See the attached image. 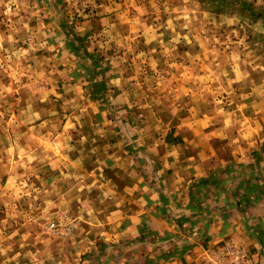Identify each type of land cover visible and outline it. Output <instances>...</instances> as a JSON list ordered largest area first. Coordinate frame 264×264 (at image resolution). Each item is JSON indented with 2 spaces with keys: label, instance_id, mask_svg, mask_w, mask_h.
<instances>
[{
  "label": "rangeland",
  "instance_id": "1",
  "mask_svg": "<svg viewBox=\"0 0 264 264\" xmlns=\"http://www.w3.org/2000/svg\"><path fill=\"white\" fill-rule=\"evenodd\" d=\"M257 48L264 57V0H0V228L23 230L18 261L155 264L175 254L154 234L137 245L101 236L74 262L72 232L89 226L81 217H109L120 196L109 188L127 180L106 155L110 135L99 123L176 130L195 115L221 113ZM127 89L134 106L116 114L112 101ZM67 119L82 123L70 129L69 150L56 139ZM93 133L105 138L89 140ZM261 149L239 173L203 177L196 199L257 200Z\"/></svg>",
  "mask_w": 264,
  "mask_h": 264
},
{
  "label": "crops",
  "instance_id": "2",
  "mask_svg": "<svg viewBox=\"0 0 264 264\" xmlns=\"http://www.w3.org/2000/svg\"><path fill=\"white\" fill-rule=\"evenodd\" d=\"M253 58L252 69L238 70L234 96L229 99L230 103L222 105L221 113L195 115L187 123L177 124L176 130L168 128L163 132L156 130L158 127L147 130L142 124L117 125L119 119L114 120L115 123L111 118L109 123H99L100 129L97 130L110 135L106 137L111 150L106 155L124 170V179L127 180L109 188L120 195L116 198L115 209L108 213L109 217H81L89 226L72 232L77 237L70 248L74 262L101 236L110 239L129 237L137 245L139 242L147 243L150 234H154L152 238H156L161 247L172 245L171 248L176 251L170 257L157 259L155 264H196L206 247L221 244L227 239L244 243L264 264V194L257 200L243 198L240 205L231 197L221 202L209 199V202L205 200L203 203L195 197L199 179L227 170L232 175L236 171L239 173L249 157H254V149H257L255 155L262 152L264 57L259 55L258 48ZM127 90L112 101V110L116 114L134 106L132 90ZM219 114L222 115L218 119L215 115ZM72 126L81 127L82 123L67 119L64 129L56 136L62 144L68 143V150L71 148ZM104 126L107 127L104 129ZM121 126L128 130L124 138L119 131ZM76 136L80 141L87 137L83 133ZM88 136L94 141L105 138L101 133ZM220 144L225 146L223 150ZM103 150L93 153V156H102ZM68 152L63 156L69 155ZM237 191L241 193L239 187ZM2 220L3 217H0V223ZM2 229L0 264H22L17 259V249L20 248L17 241L23 236V230L7 234ZM10 237L13 238L7 240ZM29 237L32 239L35 236L30 233ZM136 238L141 241L135 242ZM45 252L52 253L47 248ZM30 254L34 256V253ZM68 261L63 259L59 264H71ZM45 263L42 257H34L26 264Z\"/></svg>",
  "mask_w": 264,
  "mask_h": 264
},
{
  "label": "built area",
  "instance_id": "3",
  "mask_svg": "<svg viewBox=\"0 0 264 264\" xmlns=\"http://www.w3.org/2000/svg\"><path fill=\"white\" fill-rule=\"evenodd\" d=\"M199 264H255L244 243L227 239L204 249Z\"/></svg>",
  "mask_w": 264,
  "mask_h": 264
},
{
  "label": "trees",
  "instance_id": "4",
  "mask_svg": "<svg viewBox=\"0 0 264 264\" xmlns=\"http://www.w3.org/2000/svg\"><path fill=\"white\" fill-rule=\"evenodd\" d=\"M204 180H206V179L205 178H201L196 183L199 185V183H203ZM251 199L253 200V198H251ZM251 199H250V201H251Z\"/></svg>",
  "mask_w": 264,
  "mask_h": 264
}]
</instances>
